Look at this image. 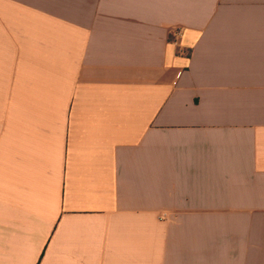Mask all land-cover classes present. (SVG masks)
Returning <instances> with one entry per match:
<instances>
[{"label":"crops","instance_id":"0c3cea01","mask_svg":"<svg viewBox=\"0 0 264 264\" xmlns=\"http://www.w3.org/2000/svg\"><path fill=\"white\" fill-rule=\"evenodd\" d=\"M0 264H264V0H0Z\"/></svg>","mask_w":264,"mask_h":264},{"label":"built area","instance_id":"2783aa9c","mask_svg":"<svg viewBox=\"0 0 264 264\" xmlns=\"http://www.w3.org/2000/svg\"><path fill=\"white\" fill-rule=\"evenodd\" d=\"M177 35H179V32L177 33ZM179 54H183L182 50H179Z\"/></svg>","mask_w":264,"mask_h":264}]
</instances>
